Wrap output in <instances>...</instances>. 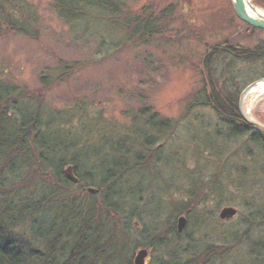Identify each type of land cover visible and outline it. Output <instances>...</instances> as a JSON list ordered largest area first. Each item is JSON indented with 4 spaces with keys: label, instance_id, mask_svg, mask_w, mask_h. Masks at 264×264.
<instances>
[{
    "label": "trees",
    "instance_id": "obj_1",
    "mask_svg": "<svg viewBox=\"0 0 264 264\" xmlns=\"http://www.w3.org/2000/svg\"><path fill=\"white\" fill-rule=\"evenodd\" d=\"M55 1L56 12L67 21L76 18L82 3L88 10L98 6L119 11L122 16L125 13L117 6V0ZM253 3L264 7V0ZM173 8L172 5L161 10L157 4H148L140 14L128 9L124 30L130 43L123 45V52L132 41L143 45L154 37L162 38L169 20L174 19ZM34 21L35 12L22 6V0H0V37L12 32L36 39L32 26L29 28ZM245 25L244 41L250 40L249 33L251 37L260 34L257 42L251 45L226 40L209 47L200 63V87L188 97L183 117L197 108H209L220 119L223 130L216 132H226V143L234 154L226 159V168L237 163L243 175L238 176L237 168L226 169V189L233 193L237 190L231 188V173L240 182L251 180L248 167L260 162L257 151H264V134L246 123L240 113L242 90L264 78V30ZM120 50L115 53L120 54ZM65 69L57 81L67 78L69 67ZM42 82L48 88L55 83L44 76ZM22 100L34 101L37 107H24L27 101ZM84 113L82 122L90 128L91 136H85L87 130L83 135L77 130L78 134H73L76 137L63 143H47L44 135L53 132L57 122L62 129L67 127L66 115L59 117L45 109L44 97L0 76V264H134L140 249L150 251L151 264H212L227 258L232 245H209L198 251L193 247L196 240L176 227L179 216L185 215L188 223L202 217L195 215L196 210L207 202L208 194L200 195L202 192L190 186V182L181 189L185 184L178 186L162 176L165 196L159 201L148 195L151 185L138 189L126 180L131 174L150 173L165 162L167 145L161 140L171 138L169 131H176L180 121L163 119L152 107L137 112L129 127L108 121L100 110L87 108ZM78 121L79 114L70 124L78 129ZM236 141L242 144L240 153L234 149ZM92 146H98L106 159L117 163L107 175L91 164L93 156L85 150ZM236 154L239 162L235 161ZM187 159L185 155L183 164H188ZM231 160L234 162L227 163ZM68 166H73L78 183L66 176ZM261 170L264 177V168ZM259 180L257 185L262 186L264 179ZM82 183L96 187L97 192L89 193ZM211 185V192L224 193L222 187L215 189ZM220 193L217 195L221 196ZM259 201L247 203V214L240 224L246 232L264 228V200ZM157 204L158 212L154 208ZM251 243L253 251L260 245ZM262 248L264 252V244Z\"/></svg>",
    "mask_w": 264,
    "mask_h": 264
},
{
    "label": "rangeland",
    "instance_id": "obj_2",
    "mask_svg": "<svg viewBox=\"0 0 264 264\" xmlns=\"http://www.w3.org/2000/svg\"><path fill=\"white\" fill-rule=\"evenodd\" d=\"M55 2L22 0V6L31 7L35 12V21L29 24V28L32 26L36 39L12 32L0 37V76L30 93H36L38 97H44L45 109L59 117H67V127L62 129L57 122L53 132L45 133L44 141L63 143L69 137H76L73 134H78V131L83 135L86 130L85 136H91V132H88L90 128L82 122L87 108L102 111L108 121L117 123L115 125L119 127H129L137 112L151 107L163 119L172 123L180 121L176 131H169L172 137L161 140L162 144L167 145L164 148L165 162L150 170V173L142 171L131 174L126 180L138 189L151 185L152 190L148 195L158 200L165 196L162 176L178 186L185 184L181 189H185L190 182V186L202 192L200 195L208 194L207 202L196 210L195 215L202 217L198 221L194 218L189 223L187 220L182 231L187 236L191 235L193 241L196 240L193 247L203 251L209 245H232L227 258L212 264H264V228L246 232L240 225L247 214L245 208L249 200H264V197L258 196L264 195V181L262 186L257 185L259 179H264L261 170L264 168V151H257L260 162L248 167L251 180L240 182L230 170V178L234 180L231 188L238 191L230 192L226 189V175L229 172L226 169L237 168L238 176L242 178L243 175L237 163L226 168V159L233 152L226 143V132H216L223 130L220 119L209 108H197L183 118L188 97L200 87V63L209 47L226 40L242 44L247 40V26L237 18L231 0H117V6L125 11L123 16L110 8L94 6L88 10L82 3L76 18L68 21L56 12ZM148 4H157L161 10L173 5L174 19L169 20L162 38L154 37L143 45L137 42L133 44L132 41L131 47L123 52L130 43L124 30V15L128 9L140 14ZM258 7L264 9L261 5ZM259 36L251 37L249 33L250 40L245 44H255ZM118 49H121L120 54L115 53ZM65 67H69L67 78L57 81ZM43 76L55 83L46 87L47 83L42 82ZM260 81H264V78L245 87L240 98L246 89ZM84 99L88 101L85 105ZM23 101H27L28 105L24 107H37L34 101ZM76 114H79L78 129L70 124ZM253 116L264 124V99L253 110ZM53 118L59 121L57 116ZM241 145L236 141L234 149L237 153L241 152ZM85 151L88 155L92 154L94 161L90 162L101 173L107 175L117 166L112 159L103 156L98 146ZM185 155L188 156L187 165L186 161L183 164ZM235 161H240L239 156ZM231 162L234 160L227 163ZM69 167L73 166L66 167L65 173ZM91 170V174H94L95 170ZM210 185L215 189L222 187L224 193L211 192ZM84 188L89 193L90 189L97 192L93 186ZM176 189L179 191V187ZM228 199L230 202H226ZM167 205L169 208L170 202ZM227 207L237 209L238 213L232 219L223 220L220 214ZM154 208L158 212V204ZM184 216L178 217L177 229L179 219ZM251 242L260 245L253 251ZM151 260L150 256L147 264H151Z\"/></svg>",
    "mask_w": 264,
    "mask_h": 264
},
{
    "label": "water",
    "instance_id": "obj_3",
    "mask_svg": "<svg viewBox=\"0 0 264 264\" xmlns=\"http://www.w3.org/2000/svg\"><path fill=\"white\" fill-rule=\"evenodd\" d=\"M231 1H232L234 11L240 20L247 23L249 26H251L253 28L264 30V16H262V15L255 16V15L251 14V12H250V10L262 11V10H264L263 8L256 6L253 3V0H249V3H247L246 0H231ZM255 84L251 85L249 88H251ZM248 89H246L245 92ZM245 92H244V94H245ZM244 94L240 98L241 115H242L243 119L246 121V123H248L251 127L259 130L261 133L264 134V124L258 122L255 118L249 119L246 116V114L244 113V110H243ZM66 173H67V177L70 181H72L73 183L78 182V178L74 174L73 167H69L66 170ZM89 191L91 193H95L94 189H90ZM237 213H238L237 209H235L233 207H227V208L223 209V211L220 214V217L223 220H228V219L234 218L237 215ZM186 224H187V219L185 217H181L179 219V223H178V229L180 232L183 231ZM148 254L149 253L146 249L141 250L136 257V260H135L136 264H145V259L148 257Z\"/></svg>",
    "mask_w": 264,
    "mask_h": 264
},
{
    "label": "bare ground",
    "instance_id": "obj_4",
    "mask_svg": "<svg viewBox=\"0 0 264 264\" xmlns=\"http://www.w3.org/2000/svg\"><path fill=\"white\" fill-rule=\"evenodd\" d=\"M246 2L249 3V0H246ZM250 12L255 16L258 15L264 16V10L262 11L250 10ZM263 99H264V81H260L256 83L254 86H252L245 92L243 97V110L249 119H254L253 110L256 108L259 101ZM137 255L138 254H136L134 257V263Z\"/></svg>",
    "mask_w": 264,
    "mask_h": 264
}]
</instances>
